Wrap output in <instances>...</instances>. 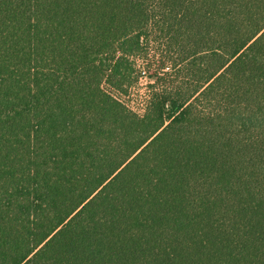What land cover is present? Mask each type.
Segmentation results:
<instances>
[{"label": "trees", "instance_id": "obj_1", "mask_svg": "<svg viewBox=\"0 0 264 264\" xmlns=\"http://www.w3.org/2000/svg\"><path fill=\"white\" fill-rule=\"evenodd\" d=\"M0 264H264V0H0Z\"/></svg>", "mask_w": 264, "mask_h": 264}, {"label": "rangeland", "instance_id": "obj_2", "mask_svg": "<svg viewBox=\"0 0 264 264\" xmlns=\"http://www.w3.org/2000/svg\"><path fill=\"white\" fill-rule=\"evenodd\" d=\"M147 69H145V74H137V81L125 94L118 96L119 98L123 97L124 102L134 111L141 113L143 111L145 101L148 96V84H153L157 77L161 76L164 72L171 74V70L164 69L160 70L161 66L156 60L147 61ZM137 64L139 67L147 64L145 61L138 60ZM166 75L165 77H170Z\"/></svg>", "mask_w": 264, "mask_h": 264}]
</instances>
